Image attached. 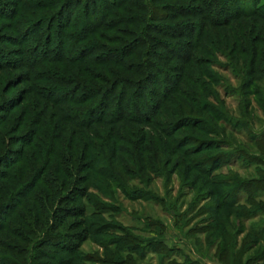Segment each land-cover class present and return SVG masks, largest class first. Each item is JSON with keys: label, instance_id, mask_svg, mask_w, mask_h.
<instances>
[{"label": "rangeland", "instance_id": "rangeland-1", "mask_svg": "<svg viewBox=\"0 0 264 264\" xmlns=\"http://www.w3.org/2000/svg\"><path fill=\"white\" fill-rule=\"evenodd\" d=\"M128 1L112 22L87 13L90 0H0V264H264V190L246 188L264 179V18L214 26L197 0H149L156 17ZM142 28L131 71L97 62ZM148 44L160 55L146 75ZM108 69L130 98L144 93L146 121L88 123Z\"/></svg>", "mask_w": 264, "mask_h": 264}, {"label": "trees", "instance_id": "trees-1", "mask_svg": "<svg viewBox=\"0 0 264 264\" xmlns=\"http://www.w3.org/2000/svg\"><path fill=\"white\" fill-rule=\"evenodd\" d=\"M99 1L100 0H90V2L87 3V8H88L87 13H90L91 9L93 8L96 11V13H99L101 15L100 19L106 20L107 18H111L110 21H112V22H113V20L116 21L115 16H118V15L121 16V14H119V13H113V10L119 9V8H121L122 5H124V4L126 5L127 2H129L128 0H106L104 3L97 6ZM144 1L146 3L143 6L147 9V11H149V14L147 15V17H151V16L156 17L158 15L157 14L158 8L154 7V5H152V2H149V0H144ZM197 1L201 3L200 6L199 5L197 6L198 9L196 8L198 10L197 11L198 14H201L203 16V18L206 20V22H208V23L211 22V24L214 26L215 25H219V26L220 25H226V24H228V22H230L232 20H237L236 18L240 17L239 16L240 14H241V16H247V15H244V13L259 15V16L264 18V13L258 14L259 11L257 9L252 11V10L248 9L247 7H244L243 5H245V6L248 5L246 0H197ZM241 1H242V7H240V5H239ZM79 2H81V1H79ZM257 2H258V0H257ZM217 3L221 4L222 11H225V10L228 11L227 16H225V17L221 16L222 13L218 12L219 9H217V7H216ZM79 4L80 3H78V5ZM57 6H59L58 9L60 10V8L62 7V4L61 5L58 4ZM66 8L68 10L67 15L69 14L70 10L73 11L72 14L77 10V7H73V8L70 7L69 8L66 5H64V9H66ZM64 11H62L60 14L57 13V16L55 14V17L57 18L58 16H62V18H65V12ZM177 14H181V13H177ZM155 17H154V19H155ZM69 25H66V27L64 26V28H62V31H60L61 36H62V34L67 35V30L69 28L68 27ZM204 28H207V27H204ZM95 29H94V27H92L88 31L91 34L92 32L95 31ZM147 31H148L147 28H142V30L139 33L140 36L138 37L137 41L136 42L133 41L132 43H130L120 53V55H118V57H116V55H115L114 58H107L109 53L102 54V51H101L99 53L98 58H97V62L102 64V65L105 63V64L119 65L120 67L125 66V69L131 71V69L126 67L125 63L128 60V58H130L131 56H134V55H138L140 53V50H141L140 48L142 45H146V43L148 41L147 40V38H148L147 37L148 36ZM179 37L180 36L178 35L177 38H179ZM200 37H201V33L197 37H194L195 41H200ZM193 45H196V44L193 43ZM150 46L151 45L148 44L149 48L147 49L146 54L143 56L142 62L140 61L141 65H139V66H141L142 70H140V71L136 70V72H139V73L145 72L146 75H148L150 64H151V66L153 65V67L155 68V64L150 63L149 57L151 55H155L158 57L160 55V53L153 54L152 53V51H153L152 46L151 47ZM234 46H236V42H234ZM150 48H151V51H150ZM191 53L192 52L190 49L189 56H191ZM46 59H48V58H46ZM134 69H137V68H134ZM106 71L109 72L110 74H112L113 76H116V78L112 79L104 73L106 75V78H107L106 85H104L102 87H100V86L95 87L94 86L95 88L88 92L90 94V96L87 97L86 101L87 100H94V102H95L94 113L96 111L100 112V114L95 115L94 118L88 119L87 120V121H89L88 123L91 124L94 121L96 123L99 122L100 124H105V122L106 123H113V122L114 123H123V122L125 123V122H130L131 120H133V121H141V120L146 121V119H144V116L146 117V115H149V114L145 113L144 116L141 117L139 114L141 112H143V108H142V106H140V104L137 103L138 98H142L144 93L142 94L140 91H138V95L135 96V99L134 98L132 99V97L130 98L128 88H131V87H127V88L122 87L121 89L119 87V85L121 83L126 82V79H124V75L120 74L119 69H113L112 71H110L108 69ZM76 74L79 75L78 73H76ZM79 76H81V75H79ZM99 76H101V75H99ZM103 76H101V78ZM75 80H76L75 82H77V83L80 81L77 78ZM119 89H120V91H119V93H117V91ZM134 92H136V91H134ZM165 92H167V91H165ZM168 94H169V92L165 93L164 96H167ZM56 101L60 102L63 100L58 98V99H56ZM150 102H152V101H150ZM127 105H132L134 108H131L130 106H127ZM128 107H130V108H128ZM151 107L153 109V115L152 116H154L157 113L160 114V110H159L160 106H158V104L152 102ZM127 113L129 115H127ZM112 114H114L115 118L111 117ZM213 115L215 116V118L222 116V114L220 112H217V113L214 112ZM193 116H195V115H183L180 118H181V120H183V119L191 120V119L195 118ZM148 120H149V118H148ZM199 121H201V120L196 119L194 121L195 125H199L201 123V122L199 123ZM79 123L77 122L76 125H79ZM97 139L99 140V139H101V137L100 138L97 137ZM116 147L113 146L112 150L116 153L115 161H118L119 157H117V156L119 154H121V151H119V149H117ZM114 149H116V151ZM91 157H94V155H91L89 158H91ZM92 165L93 164L89 165L88 168L93 167ZM103 176L106 177L105 174ZM113 177H114V175H112V178ZM263 182H264V179H262L258 182H253L252 184L250 183L246 186V188L249 189L250 188L249 186L254 184L259 190L260 189L264 190V185H262ZM41 201H43V200L40 199V204H41ZM254 232H256V234L259 236V240H264V226L258 230L256 229V231H254ZM130 237H133V236L131 235ZM133 238L136 240L135 237H133ZM56 239H58V237L55 238L54 240H56ZM125 239H126L125 237H122V241H125ZM162 242L163 241H159V243L157 242V243H155V244L153 243V244L155 246L160 245V247L163 248L165 246H163L164 244ZM49 244L55 245V246L58 245L59 247L64 248V250H67V251H70V250L73 251L75 249V247L77 246L76 243H73L70 247L65 246V245H62V243L60 241L59 242L50 241ZM66 247H68V248H66ZM163 250H166V249H163ZM71 260L72 259H70V261H69L70 264H72ZM66 261L68 262V260H66ZM173 263L177 264L176 262H173Z\"/></svg>", "mask_w": 264, "mask_h": 264}]
</instances>
